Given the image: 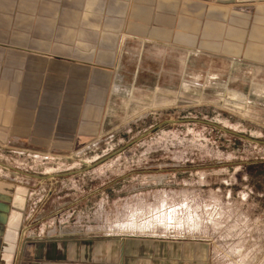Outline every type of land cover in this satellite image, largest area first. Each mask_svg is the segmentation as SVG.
<instances>
[{
	"label": "crops",
	"instance_id": "crops-1",
	"mask_svg": "<svg viewBox=\"0 0 264 264\" xmlns=\"http://www.w3.org/2000/svg\"><path fill=\"white\" fill-rule=\"evenodd\" d=\"M250 100H264V0H0L1 147L41 158L85 145L120 111H248ZM10 241L0 264H93L86 244L21 254ZM126 241L112 254L107 242L103 264H140Z\"/></svg>",
	"mask_w": 264,
	"mask_h": 264
},
{
	"label": "rangeland",
	"instance_id": "rangeland-1",
	"mask_svg": "<svg viewBox=\"0 0 264 264\" xmlns=\"http://www.w3.org/2000/svg\"><path fill=\"white\" fill-rule=\"evenodd\" d=\"M249 107L120 111L85 145L41 158L0 146L13 183L0 253L9 238L21 254L41 241V254L88 247L103 264L106 243L112 254L128 239L140 264H264V100Z\"/></svg>",
	"mask_w": 264,
	"mask_h": 264
}]
</instances>
